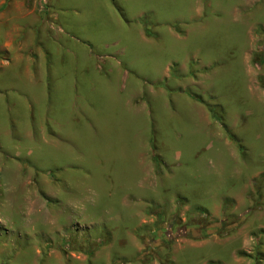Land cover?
I'll return each mask as SVG.
<instances>
[{
    "label": "rangeland",
    "instance_id": "1",
    "mask_svg": "<svg viewBox=\"0 0 264 264\" xmlns=\"http://www.w3.org/2000/svg\"><path fill=\"white\" fill-rule=\"evenodd\" d=\"M36 1L48 89L0 58V264H264V0Z\"/></svg>",
    "mask_w": 264,
    "mask_h": 264
},
{
    "label": "crops",
    "instance_id": "2",
    "mask_svg": "<svg viewBox=\"0 0 264 264\" xmlns=\"http://www.w3.org/2000/svg\"><path fill=\"white\" fill-rule=\"evenodd\" d=\"M40 8L36 0H0V58L20 64L32 86L48 89L51 69L40 62L41 54L32 48V35L28 34V28L40 18Z\"/></svg>",
    "mask_w": 264,
    "mask_h": 264
},
{
    "label": "trees",
    "instance_id": "3",
    "mask_svg": "<svg viewBox=\"0 0 264 264\" xmlns=\"http://www.w3.org/2000/svg\"><path fill=\"white\" fill-rule=\"evenodd\" d=\"M201 214L200 211L196 210L194 212L189 213L188 215V219L191 220L192 218H194L195 220L198 218V216ZM202 226H204V224H206V222L204 223L203 220L201 221ZM211 232L207 233V235H209Z\"/></svg>",
    "mask_w": 264,
    "mask_h": 264
}]
</instances>
